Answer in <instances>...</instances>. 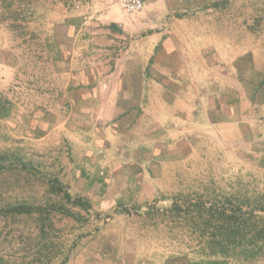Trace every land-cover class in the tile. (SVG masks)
I'll return each mask as SVG.
<instances>
[{
  "label": "rangeland",
  "instance_id": "1",
  "mask_svg": "<svg viewBox=\"0 0 264 264\" xmlns=\"http://www.w3.org/2000/svg\"><path fill=\"white\" fill-rule=\"evenodd\" d=\"M263 74L264 0H0V208L77 211L53 177L95 203L51 215L42 253L36 215L0 212V264H61L74 241L66 264H206L159 209L212 181L264 200Z\"/></svg>",
  "mask_w": 264,
  "mask_h": 264
},
{
  "label": "trees",
  "instance_id": "2",
  "mask_svg": "<svg viewBox=\"0 0 264 264\" xmlns=\"http://www.w3.org/2000/svg\"><path fill=\"white\" fill-rule=\"evenodd\" d=\"M111 26L118 28L117 24ZM131 91V90H130ZM252 99L264 102V74L253 92ZM12 104L7 98L0 97V118L10 115ZM8 153H0V173L2 167L9 161ZM15 163L16 167H26L28 163ZM6 168V167H5ZM50 194L61 195L69 202L72 211L58 202L49 203L44 210L41 205L22 203H8L0 208L1 213L8 215H36L41 225L40 252L48 245L55 248L56 244L51 238L54 233L51 215H61L64 218L81 221V211L91 212L95 203L88 196L72 194L66 184L56 177L49 179ZM149 209V207H148ZM5 210V211H4ZM53 211V212H52ZM120 212H128L125 206ZM159 218L171 220L176 227L183 225L187 233L195 234L199 240V249L210 264H229L230 260L244 261L256 259L264 249V200L255 197L247 190H227L223 187L211 186L195 193L179 192L171 196L170 204L159 209ZM146 213H151L146 210ZM45 217V218H43ZM50 221V227L45 229L44 221ZM184 232V231H183ZM74 241L68 248V254L61 260L66 264L69 253L75 247ZM47 246V247H48ZM211 261V262H209Z\"/></svg>",
  "mask_w": 264,
  "mask_h": 264
},
{
  "label": "built area",
  "instance_id": "3",
  "mask_svg": "<svg viewBox=\"0 0 264 264\" xmlns=\"http://www.w3.org/2000/svg\"><path fill=\"white\" fill-rule=\"evenodd\" d=\"M155 0H118L120 6L128 13H136L142 10L147 3Z\"/></svg>",
  "mask_w": 264,
  "mask_h": 264
},
{
  "label": "crops",
  "instance_id": "4",
  "mask_svg": "<svg viewBox=\"0 0 264 264\" xmlns=\"http://www.w3.org/2000/svg\"><path fill=\"white\" fill-rule=\"evenodd\" d=\"M128 92H131L130 89H128ZM136 97V96H135ZM135 97H130L129 99H134Z\"/></svg>",
  "mask_w": 264,
  "mask_h": 264
}]
</instances>
